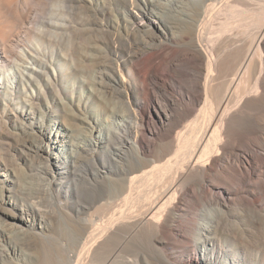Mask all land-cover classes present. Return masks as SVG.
<instances>
[{
    "label": "bare ground",
    "instance_id": "6f19581e",
    "mask_svg": "<svg viewBox=\"0 0 264 264\" xmlns=\"http://www.w3.org/2000/svg\"><path fill=\"white\" fill-rule=\"evenodd\" d=\"M28 1L0 0V48L9 56L5 66L0 62L1 97H11L20 90L26 93L29 87L30 98H26L30 105L21 113L33 118L35 105L45 97L46 89L62 80L66 84L64 92L73 95L81 88L87 91L88 100L95 99L97 106L102 104L116 121L113 134L119 138L134 136L114 148L119 160L111 170L116 169L123 176L117 183L116 198L123 194L124 197L118 203H109L116 214L101 225L99 237L95 238L96 229L91 227L94 219L89 217L82 222L83 232L90 229V233L79 247L75 264H85V258L96 253L98 240L124 223L130 226L128 234L140 228L151 240L159 241L163 264H178L168 256L172 246L188 242L182 230L184 222L188 223L183 218L185 211H198L196 216L202 223L191 220L196 230L193 241L194 245H203L227 214L228 202L238 200L251 210L260 205L264 197V124H254L251 115L261 112L264 121V0H187L183 6L177 0L164 3L151 0L145 4L127 0L119 3L123 13L119 17L111 16L108 0H83L87 12L99 13L103 24L99 47L90 45L80 54L69 34V23L57 20L63 14L61 0L52 6L50 31L38 23L30 25L38 32L40 46L31 44V48L25 46L15 51L17 47L9 43L17 27L25 21L21 12L27 8ZM221 8L232 9V13L237 8L235 15H244L243 20L248 19L253 26L251 30L247 24L229 28L230 23L225 21L217 31L216 41L231 30L250 39L236 71L224 86L216 83V59L202 43ZM129 9L138 13L132 14ZM137 20L143 25H135ZM129 34L136 38L134 44L141 50L120 60L117 55L124 52L117 46L128 45ZM42 37H48L55 47L65 46L58 60L59 68L53 69L51 75L46 73L40 49L44 44ZM175 40L190 46L184 53L191 57L189 61L176 64L178 55L172 48ZM229 44L222 46L228 50ZM11 51L12 56L8 54ZM160 72L172 85L158 79ZM42 73H46L42 76L45 82L39 77ZM118 75L125 76L127 83ZM182 77L187 80L180 81ZM150 88H159L160 97L150 94ZM174 91L179 98L168 95ZM72 101V96L69 102L59 100L60 104L51 111L56 115L55 127L48 131V145L39 148L41 154L58 165L75 162L82 152L98 144L113 147L107 141L110 128L102 133L91 121L88 127L92 135L96 134L95 140H89L88 145L69 147L68 130L72 123L66 126L60 119L80 121L85 117L83 107H75ZM147 101L153 106V119L161 123L159 130L147 125ZM45 110L50 112V107L47 105ZM36 127L42 130L40 125ZM146 134L169 141L154 147L146 140ZM45 168H42L44 172ZM143 186L150 189V194L138 192ZM248 188L253 190L249 196L245 195ZM19 196L22 202L12 198V194L5 201L18 214L12 216L13 222L27 225L42 214V194L23 188ZM8 227L24 232V227ZM121 245L107 249L105 256L99 255V264H140V256L122 257ZM188 264H237V261L221 262L212 252L201 248L198 254L189 257Z\"/></svg>",
    "mask_w": 264,
    "mask_h": 264
},
{
    "label": "rangeland",
    "instance_id": "374dc122",
    "mask_svg": "<svg viewBox=\"0 0 264 264\" xmlns=\"http://www.w3.org/2000/svg\"><path fill=\"white\" fill-rule=\"evenodd\" d=\"M56 1L29 0L26 3L27 8L21 12L25 21L17 27L9 43L17 47L16 52L25 46L31 48V44L40 46V41L37 39L38 32L30 28V25L38 23L50 31L53 26L50 13ZM122 1L127 0H108L112 17H119V14H123L119 10V3ZM130 1L145 4L151 0ZM160 1L165 2V0ZM186 1L177 0L180 6H183ZM60 6L63 8V14L57 17V20L69 23V34L73 38L78 54L85 52L90 45L97 49L100 43L103 17L99 13L87 12L83 0H61ZM128 12L138 13L136 9H129ZM220 13L218 19L214 20L206 30L202 43L216 59V83L224 86L236 71L250 39L236 30H231L221 40L216 41L217 31L225 21L230 23L229 28H241L240 25L247 24L251 30L253 26L248 19L243 20L244 15H235L237 8L233 13L232 9L221 8ZM135 25L142 26L143 22L137 20ZM156 34L159 35L157 32ZM42 40L44 44L40 49L47 66L46 73L51 75L53 69L57 71L59 68L58 60L65 52V46L60 44L55 47L48 37H42ZM126 40L128 45L117 46L119 51L124 52L118 53L117 58L120 60L141 50L140 47L135 46L136 38L132 34H129ZM228 42L230 48L225 50L222 43ZM128 46L129 48H126ZM172 48L178 55L176 64L189 61L191 58L184 54L185 50L190 48L189 45L175 40ZM24 50L27 51L26 48ZM8 54L12 56L13 51ZM8 57L0 48V62L4 66L8 62ZM46 73L39 75L44 82L45 78L42 76ZM158 77L160 81H168L172 85V81L161 72L158 73ZM118 78H122L123 82L127 83L125 76L118 75ZM179 80L184 82L187 77ZM69 86L71 87L72 83ZM65 87L66 84L62 80L49 86L45 97L38 103V106L35 105L33 118H27L21 113L24 107L29 108L30 105L26 98L28 96L30 98L31 89L29 87L26 93L20 90L11 97L0 95V226H3L0 228V264H75L76 255L81 249L79 247L90 233V229L88 233L83 232L82 222L89 217L94 219L95 223L91 227L96 229L95 238L99 237L103 230L101 225L116 214L115 208L109 203H118L124 197L123 194L116 198L115 191L119 186L117 183L122 180L123 176L115 172L116 169L111 170L119 160L114 148L120 143L130 141L134 136L119 138L113 134V125L116 121L101 107L102 104L97 106L95 99L88 100L86 90L80 88L71 95L64 92ZM97 88L100 90L99 87ZM149 90L150 94L156 97H160L162 93L159 88ZM168 95L179 98L178 92L175 91L169 92ZM71 96L75 107L76 105L83 107V114L86 118H81V122L76 118L74 121H68L64 117L60 119L66 126L72 123L68 130L69 147L88 145L89 140H95L96 134L92 135L88 127L90 121L102 133H106L110 128L112 132L107 141L113 147L98 144L94 148L90 147L89 151L82 152L75 162L58 165L54 159L41 154L39 148L48 145V131L55 127L56 115L51 111L60 104L59 100L69 102ZM47 105L50 107V112L45 110ZM108 107H111L109 101ZM42 112H45L44 118H42ZM152 112L153 106L150 101H147L146 116L149 122L147 125L156 131L161 128V123L153 119ZM251 118L254 124H264L261 112L251 115ZM37 125L42 127L41 131L36 127ZM145 138L153 143L154 147H159L162 143L169 141V139L160 140L157 137H151L149 134H146ZM43 167H46L45 172L42 170ZM62 169L66 171L61 173ZM23 188H30L33 192L41 191L42 194V214L37 215L35 221L31 222V220L27 225H21L18 221L13 222L15 220L12 216L18 214L5 201V198L12 194V198L22 202V197L19 195ZM252 191L251 188L246 189L245 195L249 196ZM138 192L150 194V189L143 186L138 189ZM262 200L260 205L252 210L241 205L238 200L228 202L225 210L227 214L203 245H194L193 241L196 230L191 220L198 224L202 223L201 218L196 216L198 211L194 209L185 211L186 216L183 218L188 223L184 222L182 230L188 237V242L184 245L180 243L172 246L169 250V259L178 264H188V259L193 253L198 254L201 248H205L207 252H212L217 256L221 262L264 264V197ZM8 225L24 227V232L9 228ZM129 227L127 223L115 226L110 234L98 240L99 246L96 247V253L89 254L84 263L99 264L97 261L99 255L105 256L107 249L122 244L120 253L122 257L130 259L140 256V264H163L159 241L151 240L149 235L140 231V228L132 234L130 230L128 234Z\"/></svg>",
    "mask_w": 264,
    "mask_h": 264
}]
</instances>
